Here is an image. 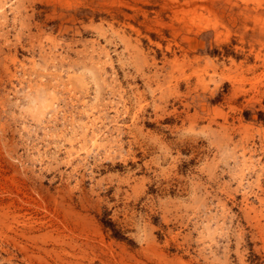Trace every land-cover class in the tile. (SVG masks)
<instances>
[{
    "label": "rangeland",
    "instance_id": "374dc122",
    "mask_svg": "<svg viewBox=\"0 0 264 264\" xmlns=\"http://www.w3.org/2000/svg\"><path fill=\"white\" fill-rule=\"evenodd\" d=\"M0 264H264V0H0Z\"/></svg>",
    "mask_w": 264,
    "mask_h": 264
}]
</instances>
